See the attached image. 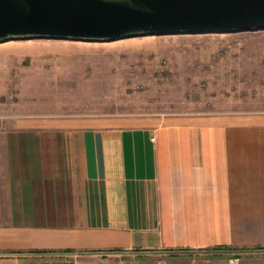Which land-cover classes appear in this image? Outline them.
Masks as SVG:
<instances>
[{"label": "crops", "instance_id": "obj_1", "mask_svg": "<svg viewBox=\"0 0 264 264\" xmlns=\"http://www.w3.org/2000/svg\"><path fill=\"white\" fill-rule=\"evenodd\" d=\"M225 245L205 264H264V113L0 127V264Z\"/></svg>", "mask_w": 264, "mask_h": 264}, {"label": "rangeland", "instance_id": "obj_2", "mask_svg": "<svg viewBox=\"0 0 264 264\" xmlns=\"http://www.w3.org/2000/svg\"><path fill=\"white\" fill-rule=\"evenodd\" d=\"M228 111L264 113V28L0 41V127L35 116L141 123ZM222 250L117 257L135 264H205Z\"/></svg>", "mask_w": 264, "mask_h": 264}, {"label": "water", "instance_id": "obj_3", "mask_svg": "<svg viewBox=\"0 0 264 264\" xmlns=\"http://www.w3.org/2000/svg\"><path fill=\"white\" fill-rule=\"evenodd\" d=\"M264 28V0H0V41Z\"/></svg>", "mask_w": 264, "mask_h": 264}, {"label": "built area", "instance_id": "obj_4", "mask_svg": "<svg viewBox=\"0 0 264 264\" xmlns=\"http://www.w3.org/2000/svg\"><path fill=\"white\" fill-rule=\"evenodd\" d=\"M238 259V257H229L228 258V262L229 263H233L234 261H236Z\"/></svg>", "mask_w": 264, "mask_h": 264}, {"label": "trees", "instance_id": "obj_5", "mask_svg": "<svg viewBox=\"0 0 264 264\" xmlns=\"http://www.w3.org/2000/svg\"><path fill=\"white\" fill-rule=\"evenodd\" d=\"M230 247L229 245H225V246H219V248H228ZM231 248V247H230Z\"/></svg>", "mask_w": 264, "mask_h": 264}]
</instances>
